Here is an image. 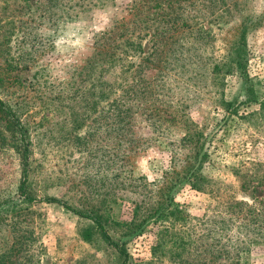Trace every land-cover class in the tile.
Segmentation results:
<instances>
[{
    "label": "rangeland",
    "instance_id": "rangeland-1",
    "mask_svg": "<svg viewBox=\"0 0 264 264\" xmlns=\"http://www.w3.org/2000/svg\"><path fill=\"white\" fill-rule=\"evenodd\" d=\"M215 1L209 19L199 11L202 0H178L164 12L165 0H0V101L26 127L30 144L23 193L14 131L0 110V246H17L19 264H121L91 222L64 205L88 211L103 202L109 218L130 220L135 202L154 200L171 153L181 160L187 127L202 132L208 154L202 172L216 201L174 186L173 202L194 231L184 262L197 264V218L219 212L217 200L264 199V0ZM242 24L249 25L246 80L221 64L235 54ZM112 27L117 43L129 40L119 55L128 62L150 59L144 81L134 86L146 92L136 103L145 109L115 133L104 122L105 104L89 107L96 74L81 73L95 40ZM132 42L142 46L135 57L124 54ZM154 230L150 224L129 237L112 234L125 242L127 264H150ZM250 255L252 264H264V244ZM156 264L175 263L164 257Z\"/></svg>",
    "mask_w": 264,
    "mask_h": 264
},
{
    "label": "trees",
    "instance_id": "trees-1",
    "mask_svg": "<svg viewBox=\"0 0 264 264\" xmlns=\"http://www.w3.org/2000/svg\"><path fill=\"white\" fill-rule=\"evenodd\" d=\"M177 1L165 0L161 8L162 12L172 8ZM202 1L199 10L201 15L204 12L206 18H214L216 12H214L213 6L216 1L208 0V5L206 4L207 0ZM233 1V6L240 3L238 0ZM226 6L228 9L231 7L229 4ZM133 7L132 13H136L138 8ZM253 24L254 21L249 25ZM172 25H174V21ZM249 25H240V31L236 36L235 54L229 62L225 60L221 62L223 65L230 63L229 67L233 69L234 66V69L245 80L247 78L246 59L242 54V49L245 46V35ZM112 29L114 27L95 40V51L81 73L88 77L91 74H96L93 83L87 90L90 97L89 107L92 110L100 103L105 104L104 122L106 126L111 125L115 133L120 131V125H126L127 128L130 126V120L135 111L140 112L145 109L144 103H136L145 98L146 92L136 90L134 86L144 81L150 68V59L147 56L140 59L138 63L128 62L127 59L119 55L117 49L120 44H129V40L117 43L118 40L112 37ZM200 32L198 30V33ZM164 37L165 33L159 36L158 49L164 45V40L162 41ZM130 47L131 52L124 53L130 57H135V54L140 53L142 49L140 43L132 42ZM216 69L218 67H214L212 73ZM144 87L145 91L147 87L146 85ZM95 91L98 93V98L93 100ZM120 91L124 97L118 98ZM131 105L136 108H132ZM3 108V103L0 101V110L4 112ZM4 114L15 135L14 150L18 155L23 175L19 191L23 192L29 174L28 133L19 118L11 112H4ZM202 137V132L197 131L194 127L185 129V133L180 139L183 152L181 160L177 162L175 159L178 154L171 153L173 155L171 156V166L164 170L161 181L154 186V200L152 202H135L130 220L109 218L105 213L103 202L91 205L88 211L75 209L68 204H65L64 207L70 209L78 217L90 221L94 234L117 251L122 258L121 264H127L128 260V254L124 248L125 242H116L112 234H119L123 238L129 237L144 232L150 224L155 225V238L150 248V264L153 262L156 264L164 257L175 264H192L183 260L184 255L195 242V239H192L193 227L189 215L173 202L171 192L176 184L182 183L183 186H188L191 190L213 195V199L216 201L214 196L216 190L213 188L211 180L202 172L203 165L208 158L207 152L203 151ZM46 201L58 203V200L54 198ZM215 204L221 208L219 212H213L215 214L212 217L197 218V264H252L250 261L251 250L257 245L264 244V199L255 200L252 204L235 200H221V202L217 200ZM83 239L90 241L91 234L85 232ZM18 249L17 246L13 248L0 246V264H19Z\"/></svg>",
    "mask_w": 264,
    "mask_h": 264
}]
</instances>
